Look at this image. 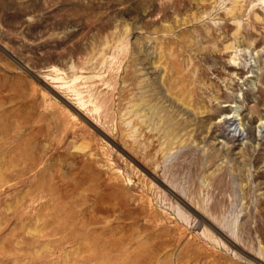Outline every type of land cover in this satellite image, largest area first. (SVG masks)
<instances>
[{
  "label": "rangeland",
  "instance_id": "1",
  "mask_svg": "<svg viewBox=\"0 0 264 264\" xmlns=\"http://www.w3.org/2000/svg\"><path fill=\"white\" fill-rule=\"evenodd\" d=\"M240 1L0 0V264H264V138L221 136L264 115ZM162 111L190 122L167 148Z\"/></svg>",
  "mask_w": 264,
  "mask_h": 264
},
{
  "label": "bare ground",
  "instance_id": "2",
  "mask_svg": "<svg viewBox=\"0 0 264 264\" xmlns=\"http://www.w3.org/2000/svg\"><path fill=\"white\" fill-rule=\"evenodd\" d=\"M241 3V1L240 0H235V2H234V4H233V8L229 11V12H227L226 13V15L228 14V15H231V16H233V17H239L240 16V14L242 13V11H243V8H242V6H243V4H240ZM258 14H260V16L258 15ZM258 14H256V15H258V16H256L255 18H256V20H257V22H254V24H256V26H258V25H260V24H258V20L260 21V17H264V13L262 12V14L261 13H258ZM231 16H229L230 18H231ZM242 16H243V14H242ZM241 17V16H240ZM232 27V26H231ZM224 28V27H223ZM254 28V27H253ZM256 28V27H255ZM254 28V29H255ZM229 29V28H228ZM263 30V29H262ZM209 32V31H208ZM226 32V31H225ZM256 33V32H255ZM208 34V33H207ZM228 34V33H227ZM210 35L212 36V34L210 33ZM203 36V35H202ZM246 36H249V37H256V36H254V33H253V31H251V30H248L247 32H244L243 33V35H241V37H242V39L244 40V39H246ZM235 37H237V36H235ZM189 40L188 41H186V40H183L184 41V43H185V45H187L186 47H188V46H190V45H192V43H193V40L192 39H190V35H189ZM209 38V37H208ZM182 39H184V38H182ZM248 39V38H247ZM181 40V39H180ZM172 41V40H171ZM174 41V40H173ZM172 41V42H173ZM196 41V40H195ZM176 43V42H175ZM178 43V42H177ZM194 43H196V42H194ZM178 45V44H177ZM176 45V46H177ZM180 45L182 46V44L180 43ZM179 45V46H180ZM180 46V47H181ZM193 46V45H192ZM257 47V46H256ZM176 48V47H175ZM179 48V47H178ZM177 48V49H178ZM174 49V48H173ZM181 49H184V48H181ZM190 49V48H189ZM177 51H179V50H177ZM176 51V52H177ZM199 53H204L203 52V49H201V48H198V50H197ZM183 54V53H182ZM181 54V55H182ZM196 54H197V52H196ZM212 54V53H211ZM180 55V54H179ZM185 55V54H184ZM187 55V54H186ZM205 55H206V53H205ZM206 56H208V55H206ZM180 58V57H179ZM184 58V57H183ZM195 59V58H194ZM172 60V59H171ZM171 66H172V69H174V72H173V81H176L177 83H181V81H187V82H189V81H191V79H193V81L192 82H196V79H198L199 77H203V76H205L206 74H205V68H202L201 67V73H198L197 75H192V74H189V73H183V69L182 68H180V64H179V62H177L176 60L175 61H172L171 62V64H170ZM135 66V65H134ZM233 70H236L237 71V73H239V71H241V69L240 68H237V67H234V66H232L231 67ZM204 69V70H203ZM180 75H183L182 77L180 76ZM179 77H180V79H179ZM199 80V79H198ZM168 85V92H170L171 91V88H169V86L171 85V81L170 82H168L167 83ZM185 84V83H184ZM210 84H214V83H212L211 81H210ZM132 85L134 86V83H132ZM186 85V84H185ZM196 85V84H195ZM194 85V86H195ZM162 87H160V86H158L157 84H156V89H157V91H158V93L160 94V93H162V89H161ZM196 90V89H195ZM214 91V90H213ZM186 93V91L185 90H182V89H180V91H179V98L180 99H182V100H184L183 99V97H184V95H186L185 94ZM252 93V92H251ZM255 93V92H254ZM193 94L192 93H190V95L189 96H192ZM216 96H218V97H220V98H223V99H227L226 97V95H224V94H220L219 92H217V95ZM164 99V98H163ZM187 100V99H186ZM146 102H148V104H147V106L149 105V102H151L152 103V100H147ZM151 103H150V105H151ZM258 106L259 105H256V107H254V114H258L259 116L257 117V115H253V114H249V116L248 115H241V113L239 114L240 115V117H238V119L237 120H235V121H233V118H225L224 120H223V126H227V125H229L230 127H231V129H232V127H233V125L236 123V121H238V125L236 126V127H234V128H237L234 132H228L227 130H225L223 133H222V137L224 138V139H226L227 141H229L230 143L232 142V144L234 145V142H236V141H238L239 139H240V137H244V135H246L245 136V139H246V145H247V147H246V149L250 152V150L252 149V144H251V142L252 141H256L257 140V138L255 137V130H254V128H256L257 130H258V132H260V135H261V137L262 138H264V115H260L259 113H258ZM176 107V108H175ZM174 107V109H176L175 110V114L177 113V112H180V108H177V106H175ZM252 110H253V108H252ZM162 113H164V114H162ZM162 113L161 114H154V116L155 117H157V120H158V122H157V125L160 127L161 126V129L163 130V143H162V145H164L166 148L167 147H170V146H173V144L174 143H176V140H178V138H179V136H180V134H181V132H183V131H185V129L187 128V125H188V123H190L189 122V118L187 119V121H180L179 119H175V116H177V115H175L174 113H168L167 111H162ZM183 116L185 115V114H182ZM152 120V119H151ZM171 121L172 123H170L169 125L167 124L168 122L167 121ZM257 121V124L255 125V122ZM193 122V121H192ZM232 122H235L233 125H230ZM203 128V127H202ZM244 143V142H243ZM262 143H264V140H263V142ZM245 145V146H246ZM224 149V148H223ZM222 151V150H221ZM228 151V150H227ZM247 152V151H246ZM228 154V153H227ZM264 182V181H263ZM263 182H260L261 184L263 183Z\"/></svg>",
  "mask_w": 264,
  "mask_h": 264
}]
</instances>
